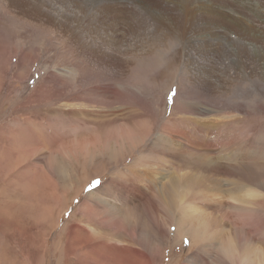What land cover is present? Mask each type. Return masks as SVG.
<instances>
[{
	"label": "rangeland",
	"instance_id": "1",
	"mask_svg": "<svg viewBox=\"0 0 264 264\" xmlns=\"http://www.w3.org/2000/svg\"><path fill=\"white\" fill-rule=\"evenodd\" d=\"M35 1L0 0V264H264V0Z\"/></svg>",
	"mask_w": 264,
	"mask_h": 264
},
{
	"label": "bare ground",
	"instance_id": "2",
	"mask_svg": "<svg viewBox=\"0 0 264 264\" xmlns=\"http://www.w3.org/2000/svg\"><path fill=\"white\" fill-rule=\"evenodd\" d=\"M76 1V0H74ZM78 1V0H77ZM107 0H87V2H89V6H90V9L91 11H98L99 13L97 15H94L95 13L93 12V15L95 18H93L95 21H99V20H102V19H106L107 21H112L113 19V13H111L109 10H107L106 12V9L101 7L100 5H102L103 2H106ZM119 1V2H118ZM116 0V4H119V6L121 7V9L124 11L129 13L131 15H133L134 13V10L133 8L131 9L133 3L131 2V0ZM165 1V5H160V8L158 9L157 6H149L147 5L146 3H136L137 6H139L138 8L143 12V14L145 15L144 17V20L147 21V24H152V26H149V27H154V28H158V29H161L163 31H166V26H170L169 25V19L168 18H171L172 14H168L169 12H172V13H175L177 16H178V8H174L172 6V8L170 9L169 7V4L166 0ZM51 3H41L40 0H36L35 1V9L40 12L41 14L44 13V15H46L48 18L54 20V21H59V22H65V26H68L67 22L69 21L70 24L72 25V23L76 22L74 21V17H71V10H67L65 5L62 4V9H60L59 11H56L55 9H53L52 7V1H49ZM80 2V1H79ZM86 2V3H87ZM130 7H129V6ZM135 7V6H133ZM88 8V7H87ZM138 8H136L138 10ZM120 9V8H119ZM101 10V11H99ZM140 11V12H141ZM165 11H168V13L166 14ZM229 14L232 16L233 15V10H228ZM62 13V14H61ZM122 13V12H121ZM123 13V14H124ZM69 14V16H68ZM77 14H82V12H78V13H74V16L77 15ZM101 14H105L106 17L102 16ZM137 14V13H136ZM120 15V13H119ZM91 16V15H90ZM135 16V15H134ZM115 17V16H114ZM77 20H79L78 18H75ZM124 19V18H123ZM139 19V15H138V18ZM119 20V19H118ZM129 20H132V19H126V21ZM136 20L133 19V21ZM120 22V21H119ZM123 23V22H122ZM124 23H127V22H124ZM125 25V24H123ZM116 26V25H115ZM120 26V25H119ZM120 30V29H119ZM169 30V29H168ZM167 30V31H168ZM124 31V30H123ZM130 31V30H129ZM225 32H232L229 36V38L226 36V42L229 43L230 45V49L227 50V52L225 51L226 54H223V56L225 57L224 60H226L227 58H231L233 57L232 60H236L238 59V61H241V59H243V62L244 60L246 59H249L248 57L251 56V58L255 61L257 60L256 59V56H257V52H258V49L255 45H250V47H248L245 43V38L243 36V34L235 27H230L228 26L226 28V31ZM125 33V31L123 32ZM122 33V34H123ZM128 34V33H126ZM229 34V33H228ZM126 36V35H125ZM118 37V36H117ZM124 37V36H122ZM225 39V38H224ZM87 40V44L88 45H97V42L95 40H93L92 38H88V39H85ZM227 44V43H226ZM115 45V44H114ZM84 47H86L88 49V47L86 45H83ZM113 46V45H112ZM85 48V49H86ZM117 48V47H116ZM248 48V50H247ZM107 50H110V53H108L109 55H112L113 52H114V49L110 48ZM226 50V49H225ZM117 53V52H116ZM227 57V58H226ZM236 58V59H235ZM237 61V60H236ZM248 61V60H247ZM250 61V60H249ZM235 62V61H234ZM252 62V61H251ZM223 63V62H221ZM253 63V62H252ZM251 64V63H250ZM258 64V63H257ZM249 65V64H248ZM247 66V65H246ZM243 69V68H242ZM245 69V67H244ZM254 69V68H253ZM249 70V69H248ZM213 121V120H212ZM218 132V131H217ZM206 134V133H205ZM213 134V133H212ZM179 136V135H178ZM206 141V140H205ZM172 143V142H171ZM174 143V142H173ZM169 145V144H168ZM173 145V144H172ZM175 145V144H174ZM165 146V145H164ZM170 148V147H169ZM158 150V149H157ZM169 150V149H168ZM164 151V150H163ZM167 153V152H166ZM173 153V152H171ZM166 156V155H165ZM155 176V175H154ZM170 186H171V189H174L176 187V183L175 182H171L170 183ZM182 192V191H181ZM180 192V193H181ZM175 196H177V200H178V189H176V191L174 192ZM180 195V194H179ZM182 195V193H181ZM239 195V194H238ZM237 195V196H238ZM181 197V196H180ZM234 198V197H233ZM243 198V197H242ZM239 199V198H238ZM250 199V198H249ZM248 199V200H249ZM188 201V200H187ZM243 201H246L245 198ZM250 202V201H249ZM247 202V203H249ZM243 203V202H242ZM190 206V205H189ZM194 212V211H192ZM233 256V255H232Z\"/></svg>",
	"mask_w": 264,
	"mask_h": 264
}]
</instances>
